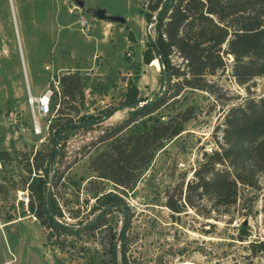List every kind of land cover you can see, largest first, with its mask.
<instances>
[{
    "label": "rangeland",
    "instance_id": "374dc122",
    "mask_svg": "<svg viewBox=\"0 0 264 264\" xmlns=\"http://www.w3.org/2000/svg\"><path fill=\"white\" fill-rule=\"evenodd\" d=\"M82 1L84 8L74 0H0V264H264V253L254 256L249 247L264 240V178L259 192L238 187L230 224L190 207L174 213L165 206L167 195L179 187L184 192L194 170L218 148L225 113L248 98H264V75L238 84L227 54L226 68L207 76L206 90L185 88L177 102L158 111L166 120L189 108L183 130L164 142L139 176L131 163L118 171L113 144L142 125L136 109L162 90L158 60L142 61L154 37V23L144 15L150 0ZM89 8L125 21L97 19ZM81 14L87 28L80 27ZM63 76L80 79L73 98L63 97ZM52 77L59 93L51 112L38 116L37 134L31 99L52 86ZM130 83L138 88L139 103L120 107ZM107 107L115 111L103 117ZM88 116L101 119L90 129H70L53 149L52 125L58 130L68 119L77 125ZM107 196L114 198L110 206ZM51 203L63 228L47 225L43 207L50 210ZM199 204L209 209L207 200ZM96 218L104 225L86 228ZM242 222L250 236L240 241Z\"/></svg>",
    "mask_w": 264,
    "mask_h": 264
},
{
    "label": "trees",
    "instance_id": "16d2710c",
    "mask_svg": "<svg viewBox=\"0 0 264 264\" xmlns=\"http://www.w3.org/2000/svg\"><path fill=\"white\" fill-rule=\"evenodd\" d=\"M144 15L147 21L154 23V37L143 51L142 61L151 65L155 59L158 60L162 68V90L136 109L134 114L144 119L142 125H137L138 129L126 139L117 138L112 146L118 171L131 163L130 169L137 171L136 177L164 142L177 136L183 130V123L191 118L189 108L166 120L158 116V111L171 102H177L185 88L206 90L207 76L226 68L227 54L233 57L232 75L238 84L245 85L264 75V0H150ZM175 57L180 61L176 62ZM61 81L63 97L73 98L75 90L80 89L79 77L63 76ZM138 93L137 86L130 83L120 107H136ZM56 100L57 95L52 97L50 109ZM114 111V108L102 109L103 117ZM99 119L88 116L77 125L68 119L58 130L52 125L51 130L55 131L51 139L53 149L70 129H90ZM137 120H125L112 128L111 134L102 137L101 141L118 136ZM222 125L218 148L207 154L194 170L184 192L179 187L176 195H167L165 206L172 212L181 213L186 206L206 219L228 220L226 223L230 224L236 211L238 187L262 190L264 98H248L231 107L225 113ZM111 178L121 185L119 178ZM113 199L106 197L107 206L114 203ZM201 200L208 201L209 209L202 208ZM43 211L47 214L49 227H62L56 221L62 214L52 203L50 210L43 207ZM260 212L264 220V193L261 195ZM37 216L42 215L38 213ZM101 222L96 218L86 224V228L94 231L104 225ZM249 236L250 228L240 223L238 240H246ZM111 245L114 249V244ZM249 247L254 256L264 253V240H252Z\"/></svg>",
    "mask_w": 264,
    "mask_h": 264
},
{
    "label": "built area",
    "instance_id": "2783aa9c",
    "mask_svg": "<svg viewBox=\"0 0 264 264\" xmlns=\"http://www.w3.org/2000/svg\"><path fill=\"white\" fill-rule=\"evenodd\" d=\"M78 22L80 24V27L83 29V27H88L87 20L84 18V15H80L78 17ZM50 66H46V69L48 70ZM57 79L51 78V83L52 86H50V83H48V86L46 89L37 97H32L31 99V104L35 105L34 110H33V129L35 133L40 134L42 133V125H41V120L38 118V116L43 117L47 116L50 112V103L52 97L57 95L59 93L58 88L56 84L58 81ZM31 97V95H30Z\"/></svg>",
    "mask_w": 264,
    "mask_h": 264
},
{
    "label": "water",
    "instance_id": "95a60500",
    "mask_svg": "<svg viewBox=\"0 0 264 264\" xmlns=\"http://www.w3.org/2000/svg\"><path fill=\"white\" fill-rule=\"evenodd\" d=\"M74 2L80 8H84V2L82 0H74ZM86 12L88 14L96 17L97 19H100V20H109V21L117 22V23H123L125 21V19L122 16H119V15H107L106 11L104 9H102V8H97V9L89 8V9L86 10ZM22 65H23V68H24L23 60H22ZM24 75L26 77L25 69H24ZM26 81H27V79H26Z\"/></svg>",
    "mask_w": 264,
    "mask_h": 264
}]
</instances>
